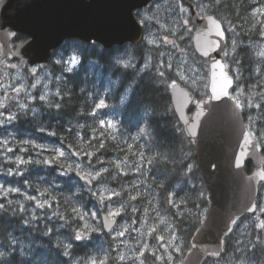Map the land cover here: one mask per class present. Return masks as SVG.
I'll use <instances>...</instances> for the list:
<instances>
[{"label":"rangeland","instance_id":"obj_1","mask_svg":"<svg viewBox=\"0 0 264 264\" xmlns=\"http://www.w3.org/2000/svg\"><path fill=\"white\" fill-rule=\"evenodd\" d=\"M185 2L190 0H159L145 10L141 15L147 28L145 50L125 49L117 64L157 74L169 91L180 83L195 93L196 103L209 97L210 66L194 50L197 27ZM250 4L241 25L246 37L226 25V55L231 58L237 82L232 95L246 112L248 128L264 156V0H250ZM208 7L203 0L198 11L207 13ZM243 42L257 61L251 60L252 75L238 67L236 46ZM95 49L72 42L45 65L0 61V213L18 217V232L12 236L21 250L30 245L27 238L35 235L28 229L36 233L40 227V233H50L55 226L59 240L67 243L66 229L75 233L76 241L91 244L82 256L70 257L73 264H105L109 259L101 254L105 248L113 251L108 264H182L190 249L184 233L189 227H182L181 232L178 220L189 217L193 224L207 213V207L200 208L206 188L193 175L196 163L189 148L194 143L186 141L177 154L179 161L183 155L187 163L185 178L163 193L149 176L146 139H133L114 118L102 115L106 104L101 107L103 101L95 98L98 90L93 83L90 88L83 85L80 113L72 124H66L72 126L73 133L67 129V135L62 136L49 128L59 124L61 100L76 86L65 74L79 66L76 51H86L90 58ZM88 66L89 72L96 69L91 61ZM159 115L163 117L164 111ZM108 142L117 144L115 149L120 147L124 154L105 155L101 149ZM78 173L89 177L93 186L78 180ZM257 202L255 215L234 223L229 243L232 251L217 255L208 264H264V182ZM104 212L118 222L110 233L100 225ZM234 250L238 253L231 254Z\"/></svg>","mask_w":264,"mask_h":264},{"label":"water","instance_id":"obj_2","mask_svg":"<svg viewBox=\"0 0 264 264\" xmlns=\"http://www.w3.org/2000/svg\"><path fill=\"white\" fill-rule=\"evenodd\" d=\"M152 0H4L0 4V41L10 50L8 29L28 35L31 40L14 52L31 66L49 62L53 50L66 39L96 41L106 48L125 43L138 44L143 27L134 16L136 9ZM191 20L199 30L193 37L196 53L209 59L210 98L199 101L191 115L194 95L181 84L170 88L174 111L188 139L195 141L199 173L208 193L209 206L195 230L191 249L183 264H203L224 248V237L233 223L257 211L259 187L264 182V156L249 130L242 110L231 95L235 78L230 73L225 49L227 35L213 15L200 18L194 6ZM253 164L246 173V163ZM92 185V180L77 174ZM103 227L111 232L116 221L104 215Z\"/></svg>","mask_w":264,"mask_h":264},{"label":"trees","instance_id":"obj_3","mask_svg":"<svg viewBox=\"0 0 264 264\" xmlns=\"http://www.w3.org/2000/svg\"><path fill=\"white\" fill-rule=\"evenodd\" d=\"M219 1V2H217ZM216 2V4H215ZM225 2V3H224ZM206 3L209 4L207 9L209 14L214 15L217 19H219L223 24L225 29L226 25L234 26L238 30V33L242 37H246L243 33V27L241 26L245 19V14H247L250 10V0H206ZM213 3V4H212ZM242 16V17H241ZM243 18V19H242ZM242 21V22H241ZM237 53L240 54L239 65L238 67L241 69L242 72L247 73L246 75H252L250 72V64L251 60H255L250 56V49L249 46L245 43L243 45L241 43L237 44L236 46ZM84 61L82 63V69L88 70L89 66V58L87 52H83ZM248 60V62H247ZM226 61L228 64L229 71L235 77V73L233 71V66L231 65L232 61L229 56L226 55ZM256 61V60H255ZM78 78L77 76H72V80L78 85ZM136 81H138L136 86L138 87L134 102L132 104V114L133 117H143V118H152V117H159V113L163 110L164 111V118L166 117H173L176 119V115L173 111H169V107L171 106V96L170 91L166 83H161L160 77L156 74L152 73H145L139 77H133ZM236 79V78H235ZM237 85V82H236ZM236 85L233 90L236 89ZM81 94L77 87L70 89V93L65 95L64 98L61 100L60 108L58 110V120H63V123L58 122L55 126H49V128L56 130L59 135L66 136L68 132L66 130H70L73 133V129L71 125H66L65 119H74L80 113V99ZM153 112L156 115H153ZM244 118L247 122L246 112L243 111ZM47 116V115H46ZM62 116V117H61ZM70 124H72L69 121ZM163 124V123H162ZM125 129L129 131L130 134H135V138H142L143 136H148V139L145 140L146 148L145 151L148 150L150 154V161L149 163V176L151 179L155 181L157 187L163 193L169 192L173 189L179 181H182L185 178V168H186V161L184 160L183 155L179 161V157L177 154L180 152L181 147L186 145V141H191L188 139L183 132L182 125L176 119L175 123L170 125L160 123L158 124H148L144 123H137L132 122L129 125L123 126ZM36 127H32L35 129ZM68 141H71L68 136L66 137ZM133 138V139H135ZM142 139H139L138 142H141ZM117 145V144H116ZM116 145L111 142L106 143L103 145L102 152L107 155L108 153L113 154H124L120 147L118 149ZM181 146V147H180ZM191 153V159L196 163V169L193 172V175H197L199 181L203 183V179L201 174L199 173L197 162L195 159V146L189 148ZM189 151L187 152L190 157ZM253 164L249 161L246 163V173L250 174L253 171ZM179 174V175H178ZM182 177V178H181ZM176 178V179H175ZM179 178V179H178ZM181 178V179H180ZM203 186L204 183H203ZM204 188V187H203ZM204 195L207 197V191L204 190ZM205 197L203 204L200 208H206L209 205L208 199ZM193 202V201H191ZM199 209V207H198ZM252 217V216H245ZM242 218V219H244ZM237 220L236 222L241 221ZM18 217H8L4 213H0V239L5 238L7 236L8 231L14 228L16 231L17 225H13V223L18 222ZM189 217L187 218H179L178 220V227L182 232V227L186 226L185 233V241H186V248L189 249L190 247V239L197 229V227L201 224L202 221L199 220V217L195 221V223L189 224ZM28 229V227H26ZM30 233L35 234L32 237H28L27 241L31 242L28 245V253L22 254L21 257H15L10 261L9 264H73V258L77 256H82L81 254L90 247V243L84 244L83 242L76 241L74 237V232L64 230L68 234L67 243L64 240H59L56 236L58 233L56 232V227L53 226V232L50 233L43 232L40 233V227L36 228V233L32 232L31 229H28ZM62 230V229H61ZM60 230V232H61ZM26 231V229H25ZM233 232H230L224 238L225 246L224 250L218 255H225L226 253H230V240ZM68 249V250H67ZM104 252L103 257L106 258L109 256V259L106 260L105 264H108L112 251H107L108 249H103ZM238 253V250H234L231 254ZM217 255L210 256L203 264H208L211 260H213Z\"/></svg>","mask_w":264,"mask_h":264},{"label":"flooded vegetation","instance_id":"obj_4","mask_svg":"<svg viewBox=\"0 0 264 264\" xmlns=\"http://www.w3.org/2000/svg\"><path fill=\"white\" fill-rule=\"evenodd\" d=\"M157 1H159V0H152L146 7H143L141 9H137L134 12L135 17L138 19V21L140 22V24L142 25V27L144 29V39L139 44L125 43L122 45H115L111 48H105L100 43L95 42V41L84 42V41H81V40L76 39V38H71V39L65 40L64 43L62 44V46L59 48V49H61L64 47V45H66L68 43H72V42L80 44L86 48H90V47L96 48L95 50H93V54L91 55L92 57H90V58L88 57L89 61L93 62L94 66L96 67L95 70L89 72L88 70L82 69V63L84 61L83 51L82 52L76 51L77 53H75V54L77 55V58L79 59V61L81 63L79 64L78 67H76L72 70H66L65 74H67V76H70V77L77 76L81 79L80 82L82 83V85L78 84L75 86L79 90L80 94H81V91H83L82 88H85V86L83 87V85H86L87 88H90L89 86L91 85V83H93L94 84V90L95 91L98 90V93L95 96V98L97 100H102L103 101L102 105L106 104L103 106L102 115H104V117H106V118H109V117L114 118L116 120L117 124H119L121 126L129 125L132 122H137L139 124L146 122L148 124H154V125L158 124V123H160L161 125H163V124L170 125L172 123H175L176 119L178 120L177 116H176V119L173 117H171V118L170 117H166V118H164V117H157V118H155V117H152V118H147V117L146 118H143V117L139 118V117H137V118H135V117H133L131 107H133L132 104L134 102V98H135L134 96H135L136 91L138 89V87L135 84L138 81L134 80L133 77L137 76L138 75L137 73H139L140 71L145 72V73H150V72L148 70H139L138 68L132 69L128 66L119 65V63L117 64V61L120 58L119 56L125 52V49L127 50L128 48H132L134 50L139 49L140 51L145 50V46H146L145 38H146L147 28L145 26L144 20L142 19L143 16H141V15L145 10H148L150 7H152ZM201 1H203V0H201ZM201 1L190 0V2H185V3H187L189 10H190L191 6H194V8H195V10L198 13L200 18H203V17L208 16V15H212V14H209L208 12L203 14V13L198 11V7H199ZM206 5H207V3H206ZM203 9H205V8H203ZM196 27H197V31H198L199 26H196ZM225 31H226V29H225ZM226 34H227V38H228L227 31H226ZM8 35L10 37V43H9L10 50H9L8 56L4 59L5 60L6 59H14L17 61L25 62L24 58H22V59L16 58L14 56V52L18 46L26 44L27 42H29L31 40V38L28 35H25V34L20 33V32H16L12 29L8 30ZM59 49L55 50L53 52V55H55ZM4 51H5L4 43L0 41V61L2 60V56L4 54ZM119 52H120V54H118ZM53 55H52V57H53ZM138 58L141 59V57H138ZM140 62H141V60H140ZM84 76H92V77H94V79L93 80L90 79V80L86 81L85 78L84 79L81 78ZM82 80H84V83L82 82ZM190 92H192V91L190 90ZM193 94L195 97V99H194V103H195L196 95H195V93H193ZM82 97H83V95L81 94V98L79 100H81ZM79 109H81V108H79ZM193 110H194V107L191 106L188 110V114L191 115L193 113ZM169 111L170 112L173 111L175 113L174 108H173V104H171V106L169 107ZM175 115H176V113H175ZM64 121L66 124H69V121L72 122L73 119H65ZM59 122L64 123L63 120H61ZM178 122H179V120H178ZM130 135L132 136V138L139 137V136H135L132 134H130ZM142 138L148 139V136H143ZM195 159H196V154H195ZM104 214H106V213L104 212ZM102 224H100L101 227H103ZM13 225H16V221H15V223H13ZM14 232L16 233L18 231H16L14 228H12L10 231H8L7 236L5 238L1 237V239H0V264H9L10 261L12 259H14L15 257L20 258L21 253L22 254L28 253V247H26V250H21V246H20L19 241H17V239L14 236H12V234Z\"/></svg>","mask_w":264,"mask_h":264},{"label":"bare ground","instance_id":"obj_5","mask_svg":"<svg viewBox=\"0 0 264 264\" xmlns=\"http://www.w3.org/2000/svg\"><path fill=\"white\" fill-rule=\"evenodd\" d=\"M207 1H209V0H207ZM211 1H212V0H211ZM214 1H215V0H214ZM220 1H221V0H220ZM217 2H219V1H217ZM224 3H225V2H224ZM256 3H258V1H257ZM212 4H213V3H212ZM215 4H216V2H215ZM258 4L260 5V3H258ZM258 4H257V5H258ZM259 5H258V6H259ZM251 6H252V4H251ZM251 6H250V7H251ZM260 6H261V5H260ZM260 6H259V7H260ZM254 8H255V7H254ZM250 9H251V8H250ZM252 10H254V9L252 8ZM252 10H251V11H252ZM250 14H252V13H250ZM245 15H246V14H245ZM247 15H248V13H247ZM241 17H242V16H241ZM246 17H247V16H246ZM248 18H249V17H248ZM242 19H243V18H242ZM243 20H244V19H243ZM241 22H242V21H241ZM244 33H245V32H244ZM245 34H246V33H245ZM248 34H249V33H248ZM155 36H156V35H155ZM246 36H247V35H246ZM251 37H252V35H251ZM240 39H241V38H240ZM242 39H243V38H242ZM245 40H246V39H245ZM245 40H244V42H245ZM237 41H238V40H237ZM241 41H243V40H241ZM247 41H248V40H247ZM249 41H250V39H249ZM244 42H243V43H244ZM243 43H241V44L243 45ZM246 43H247V42H246ZM237 44H239V43H237ZM253 55H254V54H253ZM239 56H240V54H239ZM254 59H255V58H254ZM255 60H256V59H255ZM255 60H254V61H255ZM256 63H257V61H256ZM254 64H255V62H254ZM254 64H253V65H254ZM251 66H252V65H251ZM250 73H251V72H250ZM248 75H249V74H248ZM61 117H62V116H61ZM89 117H90V116H89ZM107 137H108V136H107ZM39 143H40V142H39ZM178 175H179V174H178ZM181 178H182V177H181ZM181 178H180V179H181ZM175 179H176V178H175ZM178 179H179V178H178ZM189 208H190V207H189ZM191 208H192V205H191ZM191 208H190V209H191ZM193 208H194V207H193ZM193 210H194V209H193ZM17 237H18V236H17ZM13 241H14V240H13ZM231 251H232V250H231Z\"/></svg>","mask_w":264,"mask_h":264},{"label":"snow or ice","instance_id":"obj_6","mask_svg":"<svg viewBox=\"0 0 264 264\" xmlns=\"http://www.w3.org/2000/svg\"><path fill=\"white\" fill-rule=\"evenodd\" d=\"M3 3V0H0V4H2ZM73 63H75V60L73 59V61H72ZM103 105L101 104V107H102ZM77 238H79V234H77Z\"/></svg>","mask_w":264,"mask_h":264}]
</instances>
